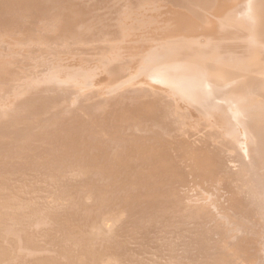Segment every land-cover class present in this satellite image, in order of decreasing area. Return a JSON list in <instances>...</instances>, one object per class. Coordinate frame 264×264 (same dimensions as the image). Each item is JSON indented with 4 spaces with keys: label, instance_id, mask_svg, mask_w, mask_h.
I'll use <instances>...</instances> for the list:
<instances>
[{
    "label": "bare ground",
    "instance_id": "bare-ground-1",
    "mask_svg": "<svg viewBox=\"0 0 264 264\" xmlns=\"http://www.w3.org/2000/svg\"><path fill=\"white\" fill-rule=\"evenodd\" d=\"M0 264H264V0H0Z\"/></svg>",
    "mask_w": 264,
    "mask_h": 264
}]
</instances>
